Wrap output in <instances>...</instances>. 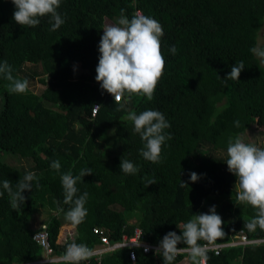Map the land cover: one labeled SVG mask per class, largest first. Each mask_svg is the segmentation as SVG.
Returning <instances> with one entry per match:
<instances>
[{
  "label": "trees",
  "instance_id": "1",
  "mask_svg": "<svg viewBox=\"0 0 264 264\" xmlns=\"http://www.w3.org/2000/svg\"><path fill=\"white\" fill-rule=\"evenodd\" d=\"M121 9L129 19L140 11L161 23L166 70L152 101L133 96L117 111L113 96L95 80V69L104 23L116 22ZM14 11L11 0H0V63L7 61L17 79L33 82L44 76L37 81L45 89L40 94L30 89L10 93L9 81L0 76V153L19 156L29 164L19 169L0 160V191L5 179L15 190L27 172L39 180V187L33 181L31 191L22 193L26 201L19 214L11 208L6 191L0 197V264L40 258L31 225L38 208L48 215L42 223L58 255L73 240L91 249L100 245L94 228L101 229L110 243L132 236L138 228L144 242L159 245L170 231L182 235L177 225L208 213L213 205L224 221L225 235L212 243L228 241L239 231L250 239L264 236L259 228L250 232L245 227L256 210L234 203L237 178L224 161L228 139L253 126L264 143V63L250 51L264 47L260 42L264 0H61L57 11L66 17L56 31L50 30V16L42 17L35 28L22 27L14 21ZM173 45L176 55L169 51ZM239 61L245 65L239 81L224 80ZM73 64L80 65V74H75ZM94 106L98 109L92 117ZM148 109L162 112L171 125L165 132L172 139L165 142L159 164L139 154L143 141L133 123L123 119L129 111L139 114ZM121 158L139 171L123 173ZM55 160L61 164L59 172L50 167ZM85 168L93 173L76 187L77 196L89 194L88 215L76 226L65 219L70 205L63 203L61 174L71 171L75 176ZM192 172L199 177L196 182L190 180ZM148 179L156 184L146 187ZM181 181L188 186H181ZM208 256L207 264H264V244ZM184 258L177 256L174 264ZM101 263L164 261L155 251L123 248L103 254ZM82 264L97 263L90 259Z\"/></svg>",
  "mask_w": 264,
  "mask_h": 264
},
{
  "label": "clouds",
  "instance_id": "2",
  "mask_svg": "<svg viewBox=\"0 0 264 264\" xmlns=\"http://www.w3.org/2000/svg\"><path fill=\"white\" fill-rule=\"evenodd\" d=\"M15 6L13 13L14 21L22 27L35 28L39 25L40 19L50 16L49 23L51 31H56L65 23V17L57 11L61 0H11ZM125 10L121 9L120 16L115 23L108 24L103 28V35L100 38L98 51L100 53L98 65L95 69V80L100 84L103 91L113 96L119 107L117 111L123 110L125 104L133 96L146 97L148 101L154 99L155 90L163 79L166 70V59L162 52V37L164 30L161 23L153 17L137 13L129 19L125 16ZM172 55L177 54L175 45L169 49ZM250 51L261 58L264 63V47H252ZM244 62H236L231 72L224 80H238ZM0 76L9 81L6 86L10 93L25 94L29 90V81L17 79L12 75V68L7 61L0 63ZM99 106V105H98ZM131 121L134 125V132L140 135L143 147L140 155L153 164L162 162L163 146L167 140H171L170 133L165 129L171 127L164 114L158 110H144L137 114L129 111L123 118ZM240 127V121L234 122ZM115 130H113L114 132ZM228 171L236 176L234 190L236 192L233 201L237 205H250L256 210V214L245 225L250 232L257 228L264 231V147L255 143L246 142V138L237 135L229 138L226 148ZM50 167L57 172L61 169L59 160L51 163ZM120 169L125 174L134 175L139 171L138 166L129 160L122 159ZM92 169H81L78 175L71 171L61 174V183L64 190V201L70 205L64 212L65 219L73 225L83 223L88 215L85 207L88 200V193L84 192L77 196L79 189L78 182L82 178L91 175ZM199 179L197 173H190V180L196 182ZM33 181L39 187L38 177L34 172H27L23 178L16 183L13 190L10 180L2 182L0 197L6 191L10 199V206L18 214L21 205L25 203L26 197L22 194L25 190L31 191ZM156 184L154 179L146 181V187ZM181 186H188L181 181ZM223 219L217 214L216 206L210 207L208 213H200L192 216L182 225H177L182 235L170 231L164 235L156 248V254L163 257L164 264H174L177 256L187 255L189 264H207L208 243L222 238ZM200 241L208 243L201 244ZM183 243L185 247H178ZM145 248V251H148ZM95 252L84 243H76L74 240L66 245V251L59 258V264H82L93 258Z\"/></svg>",
  "mask_w": 264,
  "mask_h": 264
},
{
  "label": "built area",
  "instance_id": "3",
  "mask_svg": "<svg viewBox=\"0 0 264 264\" xmlns=\"http://www.w3.org/2000/svg\"><path fill=\"white\" fill-rule=\"evenodd\" d=\"M141 13L140 11H136L135 14ZM98 107L94 106L91 115L92 117L95 116ZM93 233L100 236V245L94 246L92 249L95 252L93 256V260L96 261L97 264L101 263V258L103 254L111 251H115L117 249L123 248H139L143 251V253H149L151 251H155L159 245L151 244L148 242H144L142 240L141 230L136 228L132 236L123 235L122 239L115 243H110L106 236H104L101 229L94 228ZM32 240L41 248V256L40 258L19 263V264H58L59 258L64 254H55L53 247L51 245L49 234L47 230V225L42 223V225L36 229L32 236ZM206 244V243H205ZM264 244V236L260 238H253L250 239L246 236V234L242 231H239L235 235L231 236L230 240L225 242H214L208 243L209 251L208 253H213L215 256L221 254L223 250L234 248V247H246V246H253V245H261ZM145 248H148V251H145ZM156 252V251H155ZM186 255V254H184ZM129 257L131 261L135 260V253L133 251L130 252ZM16 264V263H13Z\"/></svg>",
  "mask_w": 264,
  "mask_h": 264
},
{
  "label": "rangeland",
  "instance_id": "4",
  "mask_svg": "<svg viewBox=\"0 0 264 264\" xmlns=\"http://www.w3.org/2000/svg\"><path fill=\"white\" fill-rule=\"evenodd\" d=\"M115 22H111L109 20H106L104 23V27L108 24H112ZM262 39V38H261ZM263 40V39H262ZM260 41L261 43H264L263 41ZM259 44V43H258ZM73 70L75 72V74H80L82 71L80 69V65L79 64H73ZM44 76H40L38 78H43ZM34 80L33 82H29V89L31 92L35 93V94H40L42 92L43 89H45V85L40 84L37 79ZM48 106V104H47ZM246 138V142H251V143H255L260 147H264V143L262 142L263 140V135L260 131H257L255 129V127H251L250 129H248L244 135H242ZM0 160L3 162H6L8 165H11L13 167H17L19 169L21 168H27L29 166V164L27 163L26 160H22L19 158V156L16 155H11L9 153H0ZM34 223L32 226L33 230H36L37 228H39L42 225V220L48 219V215L45 213L44 209L38 208L37 209V216H35V218H33ZM36 219V220H35ZM130 223H133L134 220H130ZM179 264H189L187 255H185V258L179 263Z\"/></svg>",
  "mask_w": 264,
  "mask_h": 264
},
{
  "label": "crops",
  "instance_id": "5",
  "mask_svg": "<svg viewBox=\"0 0 264 264\" xmlns=\"http://www.w3.org/2000/svg\"><path fill=\"white\" fill-rule=\"evenodd\" d=\"M35 220H36V219H35ZM33 223H34V221H33V222H31V225H32V226H34V225H33Z\"/></svg>",
  "mask_w": 264,
  "mask_h": 264
}]
</instances>
